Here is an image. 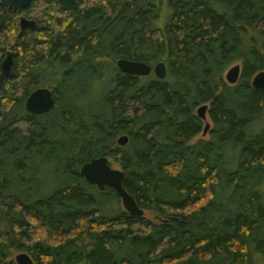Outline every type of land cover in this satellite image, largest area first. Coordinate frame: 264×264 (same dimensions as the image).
I'll list each match as a JSON object with an SVG mask.
<instances>
[{
  "label": "trees",
  "instance_id": "trees-1",
  "mask_svg": "<svg viewBox=\"0 0 264 264\" xmlns=\"http://www.w3.org/2000/svg\"><path fill=\"white\" fill-rule=\"evenodd\" d=\"M20 16L37 27L21 33ZM8 52L0 264H16L13 252L33 264H264V92L251 86L264 70V0L0 3V65ZM118 59L162 62L166 76L122 73ZM41 87L55 104L30 114ZM203 104L208 138L193 141ZM101 156L143 215L80 174Z\"/></svg>",
  "mask_w": 264,
  "mask_h": 264
},
{
  "label": "water",
  "instance_id": "water-1",
  "mask_svg": "<svg viewBox=\"0 0 264 264\" xmlns=\"http://www.w3.org/2000/svg\"><path fill=\"white\" fill-rule=\"evenodd\" d=\"M33 0H0V3L10 9H26L30 6ZM36 23L33 20H28L24 17L19 19L20 32L34 30ZM116 67L122 73L146 76L151 72L158 78L164 79L166 76V67L162 62L156 63L154 66H149L145 63L118 59L115 62ZM13 67V53L8 52L6 58L1 62L0 71L3 75H8ZM240 76V65L231 66L225 73L224 79L228 84H235ZM251 86L264 92V70L258 72L251 80ZM55 104V99L52 91L48 88L41 87L35 89L25 100V110L33 115H41L49 112ZM208 105L203 104L197 108V116L201 120H205ZM210 124L205 123L202 133L208 132ZM128 141L127 136L123 135L118 138L119 145H125ZM80 174L85 180L95 185L99 190H104L106 186L112 187L117 193L122 208L131 215H143L144 211L138 207L134 198L126 192L122 185L124 173L120 169L113 168L109 164L108 158L105 156L92 158L90 161L82 164L79 169ZM16 264H33L32 259L25 252H20L15 255Z\"/></svg>",
  "mask_w": 264,
  "mask_h": 264
},
{
  "label": "rangeland",
  "instance_id": "rangeland-1",
  "mask_svg": "<svg viewBox=\"0 0 264 264\" xmlns=\"http://www.w3.org/2000/svg\"><path fill=\"white\" fill-rule=\"evenodd\" d=\"M11 53H13V52H11ZM6 58V56L4 57V59ZM236 64H239V63H236ZM235 65V64H234ZM231 66H233V65H231ZM231 66H229L228 68H227V70L231 67ZM226 70V71H227ZM226 71H225V73H226ZM225 73H224V75H225ZM92 90L90 89L89 90V92H91ZM92 99L90 100V102L92 101V100H94L95 98L94 97H91ZM195 112H196V114H197V109L195 110ZM206 122H208L209 124H210V120H209V118H208V116H207V113H206V118H205V120L203 121V123H204V125H205V123ZM203 131V130H202ZM208 138V132H206L205 134H203L202 132H200L196 137H195V139L193 140V141H196L197 139H207ZM111 166L113 167V168H116V169H120V167L115 163V162H112L111 161ZM116 201H113V202H111V204L113 205V206H116ZM119 204H120V206H122L121 205V202L119 201ZM110 207L111 208H113L111 205H110ZM148 216H149V214H148ZM150 218H152V216H149ZM18 253H20V252H13L12 253V257L14 258L15 257V255L16 254H18Z\"/></svg>",
  "mask_w": 264,
  "mask_h": 264
},
{
  "label": "flooded vegetation",
  "instance_id": "flooded-vegetation-1",
  "mask_svg": "<svg viewBox=\"0 0 264 264\" xmlns=\"http://www.w3.org/2000/svg\"><path fill=\"white\" fill-rule=\"evenodd\" d=\"M21 17L26 18L25 16H20V18H21ZM20 18H19V19H20ZM26 19H27V18H26ZM28 20H32V19H28ZM33 21H34V20H33ZM34 22H35V21H34ZM35 23H36V22H35ZM36 27H37V24H36ZM36 27H35V28H36Z\"/></svg>",
  "mask_w": 264,
  "mask_h": 264
}]
</instances>
